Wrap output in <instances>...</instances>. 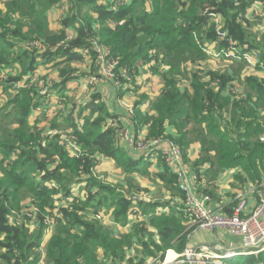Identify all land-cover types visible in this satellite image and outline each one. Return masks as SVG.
<instances>
[{
	"label": "trees",
	"instance_id": "obj_1",
	"mask_svg": "<svg viewBox=\"0 0 264 264\" xmlns=\"http://www.w3.org/2000/svg\"><path fill=\"white\" fill-rule=\"evenodd\" d=\"M21 1L24 0H13V3L31 19L30 30L24 34L25 25L13 17L15 12L4 16L0 13V69L19 63L24 67L25 76L32 75L40 54L38 49H29L30 39L39 42L40 49L45 48L41 58L47 62L51 61L53 53L65 55L67 62L82 60L90 42L98 40L110 47L113 56L119 59V80H124L121 72L134 78V72L146 65L155 72L162 71L165 87L152 105L156 115L140 118L149 126L150 138L166 139L167 126H172L178 131L179 138L171 140L182 148L184 159L188 147L197 139L211 168L220 171L242 162L248 178L253 183L264 184V121L260 115V109L264 108V80L260 81L256 76L246 78L247 84L261 95L259 101L254 102L250 97L230 101L224 97V92L231 85L232 77L228 72L208 71L211 56L205 48L216 45L229 50L234 42L241 55L259 52L257 68L263 69L264 45L256 43L257 36L250 32L251 20L247 15L256 5L264 8V0H151L150 9L146 7L147 0H129L131 2L122 8L106 6L99 0H67L74 10L70 12V19L64 20V28L58 31L49 28L45 13L48 6L58 5L62 0H27L26 6L21 5ZM106 1L117 3V0ZM38 3L47 6L38 8ZM211 14L222 18V28L227 33L225 39L217 34ZM68 31L73 32L71 38ZM238 62L239 66H248L244 59ZM58 65L56 63L55 67ZM163 65L166 67L162 68ZM59 73L65 84L71 80V73L62 69ZM22 79L23 75L10 76V81L15 83ZM186 84L189 89L183 90ZM90 98L85 109L91 107L92 110L88 117L85 116L84 124L79 127L70 122L82 149L76 156L66 151L59 136L42 144L40 133L31 129L28 117L40 103L32 98L31 90H22L9 103L13 111L3 115L6 118L4 127L15 125L18 129L0 131V154H3L0 158V248L6 249L0 259L4 264H26L28 254L40 247L45 219L54 215L51 211L57 199L55 196L60 192L64 197L72 198L69 204L74 208H61L64 217L56 216L55 234L47 246L50 264H145L170 249L182 253L186 247L190 229L187 230L189 220L183 210L175 209L172 213L149 219L159 233V241L151 234L150 240L146 241V228L137 230V235H142L139 245L143 248V257L136 262L128 257L134 247L135 235H118L115 229H109L100 220H86L88 209L111 208L106 206L104 198L114 190L99 185L93 176L98 155L121 159L116 147L118 130L108 126V121H116V118L99 93ZM231 103V115L226 117L223 111ZM212 135L215 138H211ZM14 152L19 155L16 160L11 159ZM152 155L155 157L157 153ZM203 162L196 163L195 168ZM128 164L133 171L137 170V163ZM168 172L173 176V181H169L172 190L181 191L175 182L176 175ZM52 182L56 184L55 188L51 187ZM81 183H85L88 192L86 200L72 195L73 186ZM116 198L114 201L122 209L114 216V221L121 220L124 226L130 200L123 196ZM26 199L41 209L38 214L40 228L33 241L27 240L29 236L25 229L15 228L10 222L11 212L22 210ZM65 218L67 221L62 220ZM257 259L251 256L226 264H257Z\"/></svg>",
	"mask_w": 264,
	"mask_h": 264
},
{
	"label": "rangeland",
	"instance_id": "obj_2",
	"mask_svg": "<svg viewBox=\"0 0 264 264\" xmlns=\"http://www.w3.org/2000/svg\"><path fill=\"white\" fill-rule=\"evenodd\" d=\"M27 0L21 1L20 3H22L21 5L26 6L25 4ZM24 2V3H23ZM99 2H104L110 5H113L115 8L117 6H120L121 8L124 7V5L127 3H130L131 1L129 0H117V3L115 4L113 3H107L106 0H99ZM102 4V3H101ZM146 7L148 9L151 8L152 3L151 0H147V2L145 3ZM47 5H44L43 3H38V8L40 7H44L46 8ZM19 5L16 6L13 3V0H0V13L2 14V16L6 15L7 13H12L15 12V14H13V17L18 20V22H20L21 24L25 25L24 27V34L27 35L28 31L30 30V23H31V19L26 15V12L23 11H19L18 10ZM72 5L69 4L67 2V0H62V2L58 5H54L51 7H47L46 10V19L48 21L49 24V28L52 31H58L62 28H64V20L66 19H70V12ZM74 10V9H73ZM72 10V12H73ZM259 11V10H258ZM257 12V11H255ZM212 15V14H211ZM248 17V15H247ZM250 17V16H249ZM213 20L212 22L215 23V26L217 25V19L220 20V24L223 27V20L220 16H218V18L212 16ZM251 29L250 32L257 36V41L256 43L260 46L264 45V39H263V35H264V14L262 15H257V17H255L253 19V17H251ZM77 25V24H75ZM217 32V31H216ZM70 38L73 35L72 31H68ZM221 38V37H220ZM94 43H98L99 45H102V47L104 48H109L107 45L102 44L100 41H91L90 45H89V50L93 47H95L96 45ZM27 46H30L29 49L30 50H37V52L40 54L39 59H36L37 65H36V71L30 75V76H25V74H23V69L24 67L22 65H20L19 63L11 66V67H7V68H3L0 69V131H4L7 129H10V132H13L14 130L18 129L17 126H10L8 128L4 127V124L6 123V118H4V114H9V112L11 113L13 110L10 109L9 107V103L11 102V100H13L16 95L18 93H20L22 90H31L32 93V98L34 100H40V103L37 104V106L32 110V114L29 115L28 117V122L30 123V127L32 130H34V132H39L40 136H41V143L42 144H46L49 140V138H52L53 136L57 135L60 137V141L61 144L64 146V148L66 149L67 152H69V154L71 156H76L79 155L82 152V149L78 146L77 144V137L74 134V128L71 126V123L76 124L77 126L81 127L85 120L86 117H88L91 113L92 108L89 107L86 108V105L91 101V97L94 93H102L101 90L104 92L103 88H104V84L105 83H111L113 84L114 87H116V81L112 80L111 76H108L106 73H104V71L101 70V68L99 69V64L101 62V55H104V53L102 51H100L101 49H97V53L94 51L90 53H87L88 51H86L85 57L82 60H76V61H71V62H67V58L65 55L63 54H57V53H53L54 55H52V59L50 62H47V60L42 59V55L45 52V48H41L40 49V43L35 41V40H29V43H27ZM208 45L206 48V50L209 51V55L211 56V58H209L210 61L212 62H220V64H222V66H225L226 64L230 65V62H240L241 59L236 58L237 53L235 54L234 57H228L227 56V52L228 49H220L218 46L216 45ZM18 53L21 54L22 49H18ZM111 50V49H110ZM224 50V51H223ZM223 51V53H222ZM56 52V51H54ZM254 51L249 52L251 54V56H254L256 60H252V65H256L255 67H253L254 69L257 68V61L258 58H260V54L259 52L255 51L258 53L259 57L257 58V55H255V53H253ZM219 53H221L222 55H218ZM57 54V55H56ZM93 54V55H92ZM113 55V54H112ZM114 57V56H113ZM115 58V57H114ZM162 59V56L160 57ZM117 59V58H116ZM230 61V62H229ZM247 62V61H246ZM56 63H59L58 67H55ZM153 64V63H152ZM239 65V64H238ZM210 63L208 64L207 68H211L210 70L213 71H221L222 69H224L225 67H220L219 69H213L212 67H210ZM166 66L163 65L162 68H165ZM65 70L66 72H68V74L71 73V80L66 83H64V78H62L60 76L59 70ZM149 69V68H148ZM244 69H246V66H235L234 70L236 71V73L241 76L244 72ZM263 69L258 70V72L260 73H264ZM126 73V72H125ZM23 75V79L18 82L15 83L14 81H10V76H12L13 78H18L19 76ZM131 76V75H129ZM254 76V75H251ZM258 77V75H257ZM131 78L133 79L132 82H128L125 79L122 81L121 83L123 84L122 89L127 87V88H136L138 85L136 83V80L131 76ZM124 81H126L127 83L124 84ZM184 89H189V86L186 84L183 87ZM232 86L230 85L228 87V90H231ZM38 90V94L34 91ZM164 89V88H163ZM21 90V91H19ZM120 90V91H121ZM119 91V90H118ZM135 91V90H134ZM108 91L104 92L107 93ZM126 92V91H125ZM124 92V93H125ZM162 93V91H160ZM124 95V94H123ZM127 96V95H125ZM104 102L106 100V98H103ZM142 100H146L145 98H143ZM73 106H76L77 108L72 109ZM109 108V107H108ZM132 109L131 112H128L131 116L135 115L134 112V107H130ZM86 110V112H85ZM110 110V109H109ZM86 116V117H85ZM140 117L143 118V114L140 115ZM140 117L138 115H136V118H139L138 123L141 125L143 124V120H140ZM73 120V121H70ZM71 122V123H70ZM131 122V120H130ZM108 126L115 128L116 130H118V135L116 138V146L119 145L118 142H122V141H126L125 137H124V133L127 131L128 129H125L123 126L120 125V122L117 121H113L110 120L108 121ZM137 127V126H136ZM138 128V127H137ZM31 130V131H32ZM190 130L193 131V127H190ZM129 133V132H128ZM131 136V134H130ZM149 138L148 139H152L150 138L151 136L148 135ZM199 137V135H197ZM1 134H0V139H1ZM135 136H131L130 138H134ZM136 139V138H134ZM137 140V139H136ZM170 140V139H169ZM129 144V143H128ZM35 146V144H33ZM130 145V144H129ZM131 146V145H130ZM133 150V149H132ZM135 156L139 155L142 156V152L138 151V150H134ZM144 155L147 153H143ZM3 154H0V158H2ZM19 157L17 152H14V154L12 155L11 159L13 158L14 160H16ZM119 160L117 159H109V157L106 156H101L98 155V159L95 161L96 163V167L93 170V176L95 178V180L98 182L99 185L102 186H106V187H110L112 190H114L112 192V194H108L106 195L104 198V203L106 204V206H110L111 208H105L103 209H98L96 210H91L88 209L86 210L87 212V217L86 220L88 222H96V216L100 215L102 217V219L100 220L102 222V224H105V226H107L109 229H112V226H110L111 222L110 220H113L115 217L117 216L118 213H120V210L122 209L121 207L118 206L117 201L115 202L114 199L117 196H123L126 199L130 200V209L128 210V217L126 220H124L125 224L128 225H134V232H135V236L139 237L137 235V230H143L145 229L146 232V237L150 240V232L148 231L147 227H146V218L148 216V214H150V211H147L146 208H144L142 205H140V202L142 204H151V200L149 199V197H151V190L147 187L148 184L150 183H155L156 185V191H161L162 189L158 188L157 185V179H158V175L156 173L155 170H151L148 171L146 170V166L150 165L151 162H161L163 163L166 168L171 171V173L175 174V182H177V186H179V188L181 189V191L184 193V197L187 200V193L186 191H184V186H186L187 184L190 185V182L187 181V174L184 173L181 175V177L176 174L174 171H172L170 168H168L167 163L160 157L158 156H153V155H147L144 157L143 160L141 161H136L135 163H137V170H141L142 172V176H140V180H142L141 182L138 183V181L135 180L132 181L131 180V176H135L133 174V169L131 168V166L128 164L129 162V158L127 159L128 163H123L122 162V154H119ZM10 159V160H11ZM113 159V160H112ZM152 160V161H151ZM161 160V161H159ZM184 167L186 168V171H188V166L185 164V159H184ZM19 168V167H18ZM198 173H195L194 175V180L193 183H202V179L205 177H202L206 171L204 170V167H198ZM244 169V167H243ZM145 170L147 172H145ZM162 176H166L167 180L173 181V176L169 173L168 175H162ZM136 177V176H135ZM139 177V176H137ZM212 175H208L207 178H211ZM121 178V180H120ZM213 178V177H212ZM118 180V181H117ZM139 180V181H140ZM119 181H122L123 183H127V186H124L125 190H123L122 188H120L119 185ZM85 183H81L78 185H74L72 188V195H75L76 198H85L84 200H86L88 192L86 190V186H84ZM56 184H54V182L51 183V187L55 188ZM82 186V187H80ZM244 185L241 187L243 188ZM203 188L205 190H209L207 186H203ZM207 188V189H206ZM244 190V189H241ZM248 189V188H246ZM96 192V188L93 189ZM123 190V191H122ZM150 190V191H149ZM172 192V191H171ZM173 194V192H172ZM175 194V193H174ZM102 195V194H101ZM163 192H161L160 194L157 195L158 199L160 200L161 197H163ZM206 196V195H204ZM57 199L55 201L54 204V212L51 211L52 217L50 218V216H48L50 219L49 221H51L50 225L51 228V233L49 235H53L55 234V225L57 224V220H56V216L59 213H62L61 208H68L70 210H72L74 208L73 205L69 204L70 201H72L71 197H64L62 192L58 193L57 196H55ZM116 200H118L116 198ZM79 206V205H77ZM28 207L27 209H24ZM24 210H19V211H12L10 214V222L13 223V225H15V228H23V230L25 229V232L28 233L29 236V241H33L35 237H37V235L35 236V233L37 232V230H39L40 226H38L39 224V218H38V214L40 213V207L35 206L34 204H32L30 199H26L25 201V206H24ZM37 208V210L39 211L37 213V220L32 222L27 216H26V211L28 210H32ZM149 212V213H148ZM96 213V214H95ZM63 214V213H62ZM59 216V215H58ZM64 217V214H63ZM123 219V218H122ZM143 219V220H141ZM63 221H67L66 218L62 219ZM99 220V219H97ZM122 221L120 220V222L117 221V223L113 222V226L114 227H118L120 228V226L123 227L122 225ZM109 224V226H108ZM150 225V223H149ZM46 227V226H45ZM140 236H142L140 233H138ZM48 235V236H49ZM42 242L40 247L34 249L31 253H29L28 255V260L24 261L26 262V264H50L51 260L50 257L48 256V254L46 255L45 253H43V251L41 250L42 243L43 241L45 242L44 238H46V234L45 231L42 233ZM54 236V235H53ZM1 239H4V236L1 235ZM6 249L0 248V254L6 252ZM47 250V249H46ZM133 251V250H131ZM185 251V250H184ZM17 253V252H16ZM137 252H135L136 255ZM184 253V252H183ZM182 253V254H183ZM160 256H158L157 258H152L150 260H148L145 264H157L160 261H164L165 260V256H167V254L163 255V254H159ZM260 256V255H259ZM258 256L257 259V264H264V256ZM141 258H137L134 256L133 260H135V262ZM41 260V262H40ZM107 259H104V261H106ZM28 262V263H27ZM129 262H122L121 264H128ZM0 264H4L3 262H0ZM108 264H114L113 262H110ZM132 264V263H131Z\"/></svg>",
	"mask_w": 264,
	"mask_h": 264
},
{
	"label": "crops",
	"instance_id": "obj_3",
	"mask_svg": "<svg viewBox=\"0 0 264 264\" xmlns=\"http://www.w3.org/2000/svg\"><path fill=\"white\" fill-rule=\"evenodd\" d=\"M261 14L262 15L264 14V8L261 7L260 5H256L252 9H250V11L248 12V18L251 19V17H253L254 19L255 17H257V15L260 16ZM209 63L211 65L210 67H212L213 69H219L220 67H225L224 69L221 70V72H228L232 77V81H231L232 88L231 90H228V89L225 90L224 97H227V99H229L230 101L246 99L247 97H250L254 102L259 101L261 99V95H259V93L257 92V89H253L251 85H248L247 79H246L247 77L251 75H254L256 77L258 75L257 79H259L260 81H263L264 73L258 72V68L254 69L253 67L255 66L248 64V66H246V69H244L243 74L239 76L234 70L235 66H239L237 62L235 61L230 62V65L226 64L225 66H222V64H220V62L218 61L216 62L210 61ZM155 71L156 70H153L149 65H146L136 70L134 72L135 73L134 79L136 80V83L138 86L136 88L125 87L123 88V93L122 91L121 92L118 91L116 87H114L113 84L111 83L104 84L105 86L103 90L104 92L108 91L107 93H104L102 90H101L102 93L97 92L101 95L102 102H104L103 98L104 97L106 98L104 103L106 104L107 108L109 107L108 109H110L109 111L116 118L115 120L116 121L118 120L121 126H123L125 129H128L129 134H131V136L134 135L135 136L134 138L136 139L148 138L149 137L148 135L150 134L149 126L145 124L140 125L138 123V118L136 119V115L140 117V115L143 114V117L149 116L150 118H153L154 115H156V112L154 111L152 105L161 95L160 91H162L163 88L165 87V83L161 76L162 71L161 70L159 72L158 71L155 72ZM143 98H145L146 100H142ZM130 107H134V112H135L134 116H131L128 113L129 112L128 108ZM75 108L74 106L72 107V109H75ZM231 111H232V103L227 109H225V111H223V113L226 117H228L231 115ZM260 115H261L262 120L264 121V108L260 109ZM166 133H167L165 136L166 139L175 140L179 138L178 131L174 129L172 126H167ZM211 138H215V137L212 135ZM118 143L119 145H117L116 147L118 148L119 154H122L123 163H124V160L127 161L128 158H129L128 162L135 163L136 161H141L142 156H139V155L135 156L136 152L134 151L133 147H131L128 144L127 141H122V142L120 141ZM202 148H203L202 144H200L199 141H197L196 139L195 142L191 144L187 149V152H186L187 154L185 156V164L189 167L188 171L186 172L187 181L190 182L192 192L199 199H202L204 195L210 197L211 199L209 202L210 208H212L213 210H217L220 213L231 214L233 211V208L236 205L235 196L239 192L240 188L243 185L244 187L241 189H246L251 186L258 187L261 184L253 183L248 178L247 173L243 169L242 162L239 164L236 163L235 165L232 164L231 166H228L225 169H221L220 171L217 168H211L212 164L206 161V157H205L206 155L205 153H203ZM203 160L204 162L201 163L199 167H204V170L206 171V173L202 177H205V176L206 177L202 179L201 181L202 183H193L194 175L199 170V168H195L196 163L203 161ZM146 170L156 171L157 175L159 176L156 183L158 185V188L162 189L161 191H156L155 183L148 184L147 187L151 190L150 192L151 197H149V199H152L151 200L152 202L151 204H142L140 202V205L146 208L147 211H150V214H148L145 220L146 222L145 225L148 231L151 233V237H153L155 241H159L160 239L159 233L151 225V223L149 222V219L154 216H161L163 214L172 213V211L175 209L183 210L185 197L184 195H182L184 194L182 191L172 190L173 185L169 182L170 180H167L166 176H162V175L169 176L168 169L163 163L157 162V161L153 163L151 162L150 165L146 166ZM146 170L145 172H147ZM133 174L136 177L131 176L132 181L135 182L136 180L138 181V183L142 181L139 179L140 176L143 175L141 170L135 169ZM210 174L212 175L213 178L212 177L207 178L208 175ZM126 184L127 183H123L122 181H119L120 188H122L123 190H125L124 186H127ZM204 185L207 186L209 190H205L203 188ZM171 191L173 192V194ZM161 192H163L164 195L159 200L157 195L160 194ZM180 192H182V194ZM257 203H258L257 195L251 194L248 199V208H247L246 213L250 214L251 212H253V210L257 206ZM186 221L188 220L186 219ZM110 222H111L110 226H112V229L116 230V234L118 235H121V234L122 235H125V234L134 235L135 234L134 225H128V226L124 225L123 227L120 226V228H118L117 226L116 227L113 226V222L117 223L116 221H114V219L110 220ZM188 224H189V227L187 228V230L190 229L189 230L190 233L187 236V245L184 248V250L188 248H194L196 250L207 249L210 252L219 253L221 251L224 252V251L229 250L231 245H233L234 249L241 250V244H242L241 238L238 236L231 235L226 230H223L220 228L215 229V230H205V229L192 226L190 222H188ZM52 236L53 235L51 234L47 236L46 238H44V240L45 239L46 240L45 242L43 241L42 243L43 247L41 248V250L45 254H47L46 249H47L48 243ZM139 238L140 236L134 238V241H135L134 247L131 249L133 251L130 252L128 257L130 256L132 258H134V256L137 258L143 257V253H142L143 248L139 245ZM148 240L149 239L147 238L146 241ZM135 252H137L136 255H135ZM182 253H179L174 249H170L166 251L164 254L165 255L169 254L168 256H170V258H173L175 255H182ZM240 258H245V257L238 256V257H235L234 260H237ZM0 262H2L1 259H0Z\"/></svg>",
	"mask_w": 264,
	"mask_h": 264
},
{
	"label": "built area",
	"instance_id": "obj_4",
	"mask_svg": "<svg viewBox=\"0 0 264 264\" xmlns=\"http://www.w3.org/2000/svg\"><path fill=\"white\" fill-rule=\"evenodd\" d=\"M212 16L218 18L217 15L212 14ZM216 31L217 34L225 39L227 33L223 31L222 25L219 23L220 20L217 19ZM96 46L91 48V51H97L101 49L104 55H101V62L99 64V69L101 68L104 73L111 76L112 80L116 81V89L121 90L123 84L118 78L117 70H119L120 62L112 55V51L109 48H104L98 43H94ZM224 51V50H223ZM222 51V53H223ZM227 52L228 57L244 59L249 65H252V60H256L251 54L245 53L240 54L234 46V42H231L230 49ZM97 53V52H96ZM259 57L257 52H253ZM222 55L221 53L218 54ZM234 55V56H233ZM259 59V58H258ZM256 66V65H252ZM121 79H125L128 82H132L131 76L124 71L120 73ZM129 112L132 111L128 108ZM125 140L133 147V149L141 151L142 157L147 155H152L153 153L158 157L162 158L166 163L168 168L178 174L180 177L182 174L186 173V168L184 167V151L180 146H178L174 141L164 138H144V139H132L130 134L126 131L124 133ZM147 153V154H143ZM56 187V186H55ZM184 191L187 193V200L185 198L183 212L185 217L189 220L192 226L205 229V230H215L223 229L226 230L233 236H238L241 238V250L234 249L233 245L227 251L221 252H210L207 249L196 250L194 248H188L184 251L182 255H175L170 258L167 254L164 261H160L157 264H226L228 261L234 260L235 257L244 256L258 257L264 254V184L258 187L251 186L248 189L239 191L235 196V207L231 214L220 213L217 210H213L209 206L210 197L203 196L199 199L191 190V185L184 186ZM251 194H256L258 203L253 212L247 214L248 199ZM39 211L37 208L26 211V216L32 221L37 220V213ZM59 215V216H58ZM57 217L63 218V214H57ZM96 219L101 220L100 215L96 216ZM50 219H45V234L48 236L51 231ZM219 249V247H218Z\"/></svg>",
	"mask_w": 264,
	"mask_h": 264
}]
</instances>
